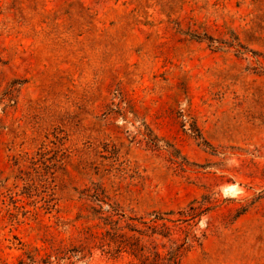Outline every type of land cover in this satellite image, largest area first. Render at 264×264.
<instances>
[{
  "label": "rangeland",
  "instance_id": "1",
  "mask_svg": "<svg viewBox=\"0 0 264 264\" xmlns=\"http://www.w3.org/2000/svg\"><path fill=\"white\" fill-rule=\"evenodd\" d=\"M0 264H264V0H0Z\"/></svg>",
  "mask_w": 264,
  "mask_h": 264
}]
</instances>
